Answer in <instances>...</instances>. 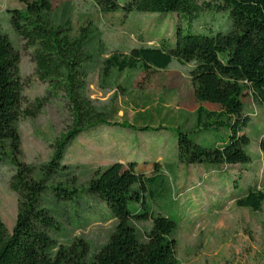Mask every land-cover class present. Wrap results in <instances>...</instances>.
<instances>
[{
    "label": "trees",
    "instance_id": "obj_1",
    "mask_svg": "<svg viewBox=\"0 0 264 264\" xmlns=\"http://www.w3.org/2000/svg\"><path fill=\"white\" fill-rule=\"evenodd\" d=\"M94 0L101 13L120 11L163 15L173 13L178 22L171 47L161 39L157 45H136L127 53H113L101 61L102 75L111 70L153 72L167 69L174 60L190 65L189 83L195 110L197 131L226 125L227 143L206 148L195 143L187 133L175 130L176 146L173 161L176 171L170 178L174 185L177 167L236 165L249 162L242 147L247 138L240 134L247 116L242 98L249 93L255 104L264 105V0ZM24 10H8L9 24L16 36L31 49L37 78L47 84V94L63 95L72 113L71 128L54 143V153L46 164L35 166L23 161L22 139L18 124L22 117L35 118L45 106L46 98L36 99L30 109H22L20 54L2 32L0 25V165L14 168L9 188L17 196L16 222L8 232L0 218V264H179L175 242L169 236L175 223L160 215L131 213L127 202H140L145 183L155 175L137 174L138 162H115L95 171L88 181L87 192L103 202L116 220L109 240L91 261H87L89 244L76 238L69 245L59 244L56 236L59 222L50 211L40 206V197L47 191L59 199H71L77 192L70 188L75 175L63 163L67 148L84 131L98 126L133 129L130 124L112 122L111 111L95 107L86 97L85 63L92 58L88 51L90 29L75 30L64 23L51 24L46 14L53 0H20ZM220 12L225 24H198L195 31L184 33L180 20L187 26L200 19L203 8ZM212 17V16H211ZM210 17V18H211ZM209 18V19H210ZM206 20V19H205ZM218 108L207 111L202 104ZM224 118V119H223ZM208 119L206 123L203 120ZM225 120V121H224ZM136 131H160V126L134 128ZM215 144H218L215 142ZM156 175L166 181L167 171L157 161L149 162ZM168 181V180H167ZM137 185L138 189H131ZM264 193L254 187L234 200L239 208L253 212L260 209ZM142 206V201H141ZM150 221L139 238L130 221Z\"/></svg>",
    "mask_w": 264,
    "mask_h": 264
},
{
    "label": "rangeland",
    "instance_id": "obj_2",
    "mask_svg": "<svg viewBox=\"0 0 264 264\" xmlns=\"http://www.w3.org/2000/svg\"><path fill=\"white\" fill-rule=\"evenodd\" d=\"M126 1L116 0L119 5ZM196 1L199 5L209 2ZM52 3V10L46 14L51 24L69 23L75 32L80 26L90 29L88 51L92 58L85 63V95L91 103L111 111L112 122H124L137 129L164 128L141 132L101 125L76 137L67 148L63 163L76 177L70 188H76L77 192L68 200L59 199L51 191L40 197V206L59 222L60 230L55 237L58 243L69 245L76 238L83 239L89 244L87 261L92 260L109 240L116 220L103 202L87 192L88 181L95 171L130 160L138 162L137 174L155 177L145 183L140 202L129 201L127 208L131 213L144 209L148 215H160L175 223L169 238L175 242L179 264H264V200L256 212L234 204L249 187L264 193V105L255 104L249 93L242 98L247 120L240 134L247 138L242 150L249 162L216 167L178 166V178L173 185L170 178L176 171L175 130L187 133L200 146L213 148L227 143L229 128L200 127L197 131L193 127L198 104L190 97V65L173 60L161 71L113 69L104 77L101 61L113 53H127L136 45H157L161 39L171 47L177 15H123L120 11L104 14L94 0H53ZM13 9L24 10V5L20 0H0L2 32L20 54L22 109H30L36 99L46 98L45 106L35 118L22 117L18 124L23 161L40 166L51 159L55 140L71 128L72 113L64 96L47 94V84L37 78L31 49L25 48L9 24L8 10ZM199 15L200 19L190 26L180 20L178 25L184 33L195 31L198 24L226 25L220 12L212 13L204 7ZM201 106L207 111H218L212 104ZM154 160L165 167L166 181L152 171L151 165L144 164ZM14 171L0 165V218L9 233L17 215V196L9 188ZM130 223L141 238L150 221Z\"/></svg>",
    "mask_w": 264,
    "mask_h": 264
},
{
    "label": "crops",
    "instance_id": "obj_3",
    "mask_svg": "<svg viewBox=\"0 0 264 264\" xmlns=\"http://www.w3.org/2000/svg\"><path fill=\"white\" fill-rule=\"evenodd\" d=\"M190 97H191V100H192V102H194L193 101V99H192V87H191V85H190ZM195 114V113H194ZM193 121H194V123H195V115H194V119H193ZM193 127H194V125H193ZM156 161V160H155ZM182 167V166H181ZM190 167H194V166H190ZM197 169H199V168H197ZM177 178H178V173H177Z\"/></svg>",
    "mask_w": 264,
    "mask_h": 264
}]
</instances>
